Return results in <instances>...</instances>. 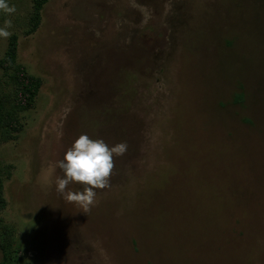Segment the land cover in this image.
<instances>
[{
	"label": "rangeland",
	"instance_id": "374dc122",
	"mask_svg": "<svg viewBox=\"0 0 264 264\" xmlns=\"http://www.w3.org/2000/svg\"><path fill=\"white\" fill-rule=\"evenodd\" d=\"M5 2L0 264H264V0ZM81 134L127 145L87 213L55 189Z\"/></svg>",
	"mask_w": 264,
	"mask_h": 264
},
{
	"label": "clouds",
	"instance_id": "9594fccd",
	"mask_svg": "<svg viewBox=\"0 0 264 264\" xmlns=\"http://www.w3.org/2000/svg\"><path fill=\"white\" fill-rule=\"evenodd\" d=\"M0 9L14 11L5 0H0ZM9 28L8 22L0 27V38L11 35ZM126 147L124 142L109 146L101 138L93 139L87 134H81L67 149L63 159L56 162L63 173L55 181L56 191L66 202L79 205L87 213L96 203L97 189L109 186V177L114 167L113 158L123 155ZM73 183L79 184L82 190L69 189L68 186Z\"/></svg>",
	"mask_w": 264,
	"mask_h": 264
},
{
	"label": "trees",
	"instance_id": "16d2710c",
	"mask_svg": "<svg viewBox=\"0 0 264 264\" xmlns=\"http://www.w3.org/2000/svg\"><path fill=\"white\" fill-rule=\"evenodd\" d=\"M48 1L49 0H37L36 5L38 6V8H42L44 4H46ZM17 49H18L17 41L13 39L9 44L7 54L3 59L0 60V64L4 65V64L14 63L17 57ZM41 85H42V80L39 77L29 74L27 72H23L18 84V96L16 98V104L20 108H30L33 105L36 97L38 96ZM242 98H243L242 92L236 94L235 99L237 101H241ZM5 108H6L5 102L0 95V113Z\"/></svg>",
	"mask_w": 264,
	"mask_h": 264
}]
</instances>
